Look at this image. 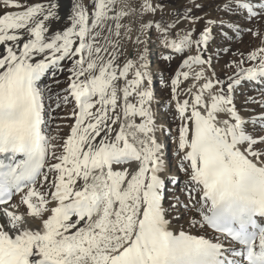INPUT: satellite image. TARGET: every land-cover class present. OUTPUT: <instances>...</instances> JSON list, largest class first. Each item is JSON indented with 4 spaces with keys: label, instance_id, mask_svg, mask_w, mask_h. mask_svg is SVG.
Returning a JSON list of instances; mask_svg holds the SVG:
<instances>
[{
    "label": "snow or ice",
    "instance_id": "6c2138e0",
    "mask_svg": "<svg viewBox=\"0 0 264 264\" xmlns=\"http://www.w3.org/2000/svg\"><path fill=\"white\" fill-rule=\"evenodd\" d=\"M0 264H264V0H0Z\"/></svg>",
    "mask_w": 264,
    "mask_h": 264
},
{
    "label": "rangeland",
    "instance_id": "374dc122",
    "mask_svg": "<svg viewBox=\"0 0 264 264\" xmlns=\"http://www.w3.org/2000/svg\"><path fill=\"white\" fill-rule=\"evenodd\" d=\"M171 3H172V7L180 8V5L183 3V0H171ZM164 18H166L165 20L169 19V18H167V16H165ZM257 43H258L257 41H253L248 37H244L243 43H236L235 45H233V52H235L237 48H239L241 51H246L247 49L255 46ZM154 46H156V45H153V48L157 49V47H154ZM154 51H153V55H156V53L158 54V52H154ZM160 57H156L151 61V68L154 69L157 66L155 68L156 73L154 75V87L157 89V91L160 95H163V92L160 91L159 81H160L161 76H159V74H160V72H162L163 75H165V76L171 75L172 72L177 68L180 61H179V58H177V59L173 60L171 64H169L167 62L162 61L160 59ZM229 59H230V56L228 54H224L218 58V62L214 61L215 66L217 68V71L222 72L224 64ZM46 83H51V81L46 80ZM243 91L246 95H255L256 94L254 92H251L249 89H244ZM242 102H243V96L238 98V103H242ZM61 115H63V113H61ZM68 123H70V121H68ZM64 131L66 132L67 128H65Z\"/></svg>",
    "mask_w": 264,
    "mask_h": 264
},
{
    "label": "bare ground",
    "instance_id": "6f19581e",
    "mask_svg": "<svg viewBox=\"0 0 264 264\" xmlns=\"http://www.w3.org/2000/svg\"><path fill=\"white\" fill-rule=\"evenodd\" d=\"M64 3L67 4V3H68V0H64ZM165 16H167V14H166ZM167 18H169V17L167 16ZM164 19H166V18H164ZM154 47H157V49H156V48H153L154 50L156 49L155 51H154V50H153V51H154V52H158V54H157V53H156V55H153V54H152V55L149 57L150 61H152V60H153L154 58H156V57H160V56L163 55V49H160L158 46H154ZM156 67H157V66H156ZM156 67H155V68H156ZM155 68H154V69L151 68L152 71H153V73H154V75H155V73H156V72H155ZM159 68H160V67H159ZM166 68H167V67H166ZM161 73H162V72H160L159 76H161ZM163 95H164V93H163Z\"/></svg>",
    "mask_w": 264,
    "mask_h": 264
}]
</instances>
